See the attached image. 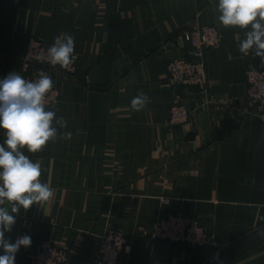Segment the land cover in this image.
Wrapping results in <instances>:
<instances>
[{
    "label": "crops",
    "instance_id": "0c3cea01",
    "mask_svg": "<svg viewBox=\"0 0 264 264\" xmlns=\"http://www.w3.org/2000/svg\"><path fill=\"white\" fill-rule=\"evenodd\" d=\"M217 6L218 0H0V79L22 73L33 37L53 43L70 34L79 59L77 80L51 74L61 96L50 110L67 127L55 125L57 139L41 151L23 149L40 163V180L54 195L21 209L5 233L12 242L32 240L15 264H30L38 242L49 238L67 252V264H91L108 226H122L129 238L117 264H264V123L248 114L246 83L248 65L260 59L240 53L246 29L222 26ZM196 18L224 36L206 52V90L173 84L166 68L191 49L182 32ZM141 92L150 102L134 111L131 100ZM180 100L192 115L172 125L170 107ZM5 138L0 129V143ZM169 210L198 215L210 245L186 248L142 234Z\"/></svg>",
    "mask_w": 264,
    "mask_h": 264
},
{
    "label": "clouds",
    "instance_id": "9594fccd",
    "mask_svg": "<svg viewBox=\"0 0 264 264\" xmlns=\"http://www.w3.org/2000/svg\"><path fill=\"white\" fill-rule=\"evenodd\" d=\"M215 11L222 26L246 29L239 51L244 55L252 52L264 65V0H218ZM74 53V37L63 33L54 39L46 55L51 65L67 69L77 59ZM52 88V77L43 71L35 80L25 79L16 71L0 79V129L6 137L0 143V249L3 250L0 264H15L20 248L31 246L29 235L14 242L5 238L21 209L26 211L48 202L54 195L52 187L40 180V163L33 162L23 151L25 148L30 153L41 151L48 142L57 139L55 125L67 127L64 117L46 110V96ZM149 102V97L141 92L132 98L131 108L140 111ZM64 135L70 137L71 133ZM260 235L264 236V230Z\"/></svg>",
    "mask_w": 264,
    "mask_h": 264
},
{
    "label": "built area",
    "instance_id": "2783aa9c",
    "mask_svg": "<svg viewBox=\"0 0 264 264\" xmlns=\"http://www.w3.org/2000/svg\"><path fill=\"white\" fill-rule=\"evenodd\" d=\"M184 39L191 44L186 54H180L167 62V74L175 85L197 86L206 90L208 75L206 69V52L218 48L223 43V31L219 26L193 20L182 32ZM52 42L33 37L23 60L21 75L28 80L38 79L39 72L61 74L64 78L77 80L79 59L67 69L53 66L47 58V49ZM87 82L88 77H87ZM247 97L250 109L248 114L264 123V65L260 62L249 64L246 69ZM60 87L53 82V88L46 96V110L54 108L60 102ZM192 112L187 102L180 100L170 107V123L184 125L191 118ZM170 203V198H163ZM146 237L166 240L186 248H205L210 245L211 236L201 218L188 212L169 210L164 216L142 230ZM129 238L121 226H108L103 233L98 254L91 264H117L126 251ZM67 252L57 246L54 238L40 240L30 255V264H67ZM150 264H174L162 260H153Z\"/></svg>",
    "mask_w": 264,
    "mask_h": 264
},
{
    "label": "rangeland",
    "instance_id": "374dc122",
    "mask_svg": "<svg viewBox=\"0 0 264 264\" xmlns=\"http://www.w3.org/2000/svg\"><path fill=\"white\" fill-rule=\"evenodd\" d=\"M163 200V199H162Z\"/></svg>",
    "mask_w": 264,
    "mask_h": 264
}]
</instances>
